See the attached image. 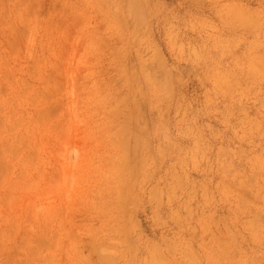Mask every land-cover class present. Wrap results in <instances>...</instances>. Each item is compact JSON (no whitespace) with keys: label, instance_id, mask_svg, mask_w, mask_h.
Here are the masks:
<instances>
[{"label":"rangeland","instance_id":"rangeland-1","mask_svg":"<svg viewBox=\"0 0 264 264\" xmlns=\"http://www.w3.org/2000/svg\"><path fill=\"white\" fill-rule=\"evenodd\" d=\"M0 264H264V0H0Z\"/></svg>","mask_w":264,"mask_h":264}]
</instances>
